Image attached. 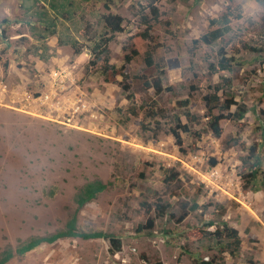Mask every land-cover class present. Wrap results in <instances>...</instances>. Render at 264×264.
I'll return each mask as SVG.
<instances>
[{"label": "rangeland", "instance_id": "rangeland-1", "mask_svg": "<svg viewBox=\"0 0 264 264\" xmlns=\"http://www.w3.org/2000/svg\"><path fill=\"white\" fill-rule=\"evenodd\" d=\"M141 5L145 0H0V252L63 228L74 195L94 179L110 184L80 209L77 225L121 242L111 253L104 238H64L5 264H195L200 258L264 264V188L244 190L239 174L251 144L264 164V49L241 44H262L264 4L159 0L160 16L144 45L154 66L140 54L121 68L144 28ZM109 10L125 19L108 49L127 78L86 74L94 69L90 50ZM224 14L230 19L223 39L199 41ZM219 51L234 57L233 71L209 72ZM159 69L163 88L155 93L143 81ZM53 72L61 74L55 82ZM205 79L223 87L215 113L229 98L247 107L242 120L219 121V136L208 125L212 90L202 87ZM134 89L146 106L131 115L127 94ZM152 101L155 116L148 115ZM177 116L190 130H179L180 144L170 131ZM222 222L240 238L235 255L201 235L222 229Z\"/></svg>", "mask_w": 264, "mask_h": 264}, {"label": "trees", "instance_id": "trees-1", "mask_svg": "<svg viewBox=\"0 0 264 264\" xmlns=\"http://www.w3.org/2000/svg\"><path fill=\"white\" fill-rule=\"evenodd\" d=\"M159 0H145V5H141V12L138 14L140 18L141 24L144 28L137 33L133 38L134 47L130 49L129 53L124 54V62L121 68L129 63L134 57L145 54V62L148 67L154 66L152 60V51L151 49H146L145 42L151 39V29L153 23L157 22L160 16V11L158 8ZM260 4H264V0H255ZM107 6V5H106ZM109 9V8H108ZM229 17L224 14L220 18L213 19L212 23H218L219 25L209 30L208 32L202 34L199 37V41H201L205 45H211L217 40H222L226 32L229 30L228 23ZM103 27L105 31L99 36L98 40L94 43L91 48V59L88 61L89 65H92L94 69L86 70V74L91 75L93 73H100L102 75H106L109 72L113 75H116L118 72L122 74L124 78H127V74L123 73L121 68H118L115 64L110 62L109 49L108 44L112 40V37L116 33H121L124 30V22L125 19L122 15L117 12L110 11L104 13L102 15ZM88 25V23H86ZM264 39V36H263ZM242 47L245 49H253L257 53L262 52L264 49V40L259 47H252L251 44L247 43V41H241ZM81 49L75 48V53H79ZM238 49H234V53L237 54ZM239 53V52H238ZM219 61L217 63V67L210 65L209 72L213 73L216 71H233L231 61H234V57H226L222 51H219ZM8 66V62L5 61L3 63V67L6 68ZM160 74H163L162 69H159V74L156 77H151L148 79H144L143 87L146 88H154L155 93H159L163 88L162 81L163 78ZM220 84H211L208 79L202 81V87L207 90H212V93H209L206 96L207 108L206 114L208 116V125L212 130L215 136H219L222 132V129L219 125V121L223 118H230L234 123L244 118L245 113L247 112V107L244 103H237L232 98L225 99L223 103L220 104V108L215 113L214 108L220 103V92L223 90V87ZM126 88V86L124 87ZM170 88V87H169ZM128 98H130L133 102L132 108H129V113L131 115H136V108L143 109L146 104L143 102L142 97L137 93L136 89L131 90L127 94ZM189 103V99L186 98L182 102V104L187 107ZM234 105L235 110L232 114L226 115L225 112L230 110V107ZM149 112L148 115L155 116L156 111H154V101L149 104ZM186 118H191V114L189 111L185 112ZM232 116V117H230ZM165 117V116H163ZM177 123L174 126H171V133L175 138L177 143H181L179 130L183 133L190 132L188 126L186 124H181L179 121V117L176 119ZM246 155L241 158V169L242 171L239 173L243 182V189H251L254 191L260 190L264 188V164L263 158L260 155V151L257 148L256 144H251L246 147ZM165 181L167 178L164 179ZM109 182H103L100 179H94L86 182L74 195V203L75 209L70 217L66 220L63 228L58 229L52 233L46 235H36L28 240L22 242L21 244L11 247L8 246L4 248L0 252V264L7 263L10 259L15 256H23L27 252L36 249L41 244H50L57 240L70 238V237H78L82 239H95V238H104L107 239L110 243L109 251L111 253L116 252L120 249L121 242L117 237H114L111 233H106L101 230H84L79 228L77 225L78 220V212L81 208L88 202L94 200L101 192L105 191ZM160 207V211L165 208L164 205H158ZM197 207L196 203H193L191 206V210ZM161 211V212H162ZM150 224V223H149ZM212 224V223H209ZM202 237L207 239H211L215 242V246L222 251H226L229 247H232L231 253L235 255L237 253V248L239 247L240 238L235 229L230 227L226 222H222V229H215L214 232L202 231ZM195 264H213V261L210 259H196Z\"/></svg>", "mask_w": 264, "mask_h": 264}, {"label": "built area", "instance_id": "built-area-1", "mask_svg": "<svg viewBox=\"0 0 264 264\" xmlns=\"http://www.w3.org/2000/svg\"><path fill=\"white\" fill-rule=\"evenodd\" d=\"M59 76H61L60 73H58V72H53L52 75H51V78H52V80L55 82V80L58 79ZM62 80H63V78H61V79L59 80V82L62 81ZM49 97H50V94H49V93H46V94H45V98H49Z\"/></svg>", "mask_w": 264, "mask_h": 264}]
</instances>
